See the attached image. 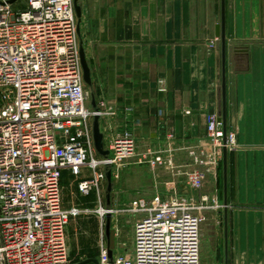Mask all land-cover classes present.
<instances>
[{"label":"crops","instance_id":"0c3cea01","mask_svg":"<svg viewBox=\"0 0 264 264\" xmlns=\"http://www.w3.org/2000/svg\"><path fill=\"white\" fill-rule=\"evenodd\" d=\"M79 4V34L92 77L90 106L104 102L114 113L100 121L101 129L129 132L140 151L170 160L172 166L159 171L173 175L175 182L158 185L166 191L162 196H169L183 179L178 195L187 197L185 174L196 169L191 154L210 150L207 117H220L223 109V46L217 37L222 0ZM224 33L227 132L237 143L228 151L227 205L223 161L218 180L201 191L221 206L206 213L213 229L202 264H264V0H225ZM90 178L84 171L82 180ZM111 191L99 199L101 205L115 208L129 202L126 208L138 201V192L129 190L123 201L111 197ZM121 216L134 219L133 230L140 219ZM110 222L102 247L111 255L127 256L113 244L117 218L110 217ZM133 247L134 231L131 253ZM90 259L95 258L85 261Z\"/></svg>","mask_w":264,"mask_h":264},{"label":"built area","instance_id":"2783aa9c","mask_svg":"<svg viewBox=\"0 0 264 264\" xmlns=\"http://www.w3.org/2000/svg\"><path fill=\"white\" fill-rule=\"evenodd\" d=\"M0 0V264H71L67 230L73 212L63 208L64 173L92 178L79 182L83 196L101 194L110 172L130 161L152 168L172 166L160 153H138L129 132L101 129L107 157L95 147L93 122L114 116L104 102L90 106L82 67L83 44L74 0ZM101 126V125H100ZM210 150L192 153L196 169L188 188L201 192L217 181L224 149L235 148L218 115L207 117ZM216 197L176 194L141 199L122 210L95 211L103 221L140 216L133 252L111 256L102 247L99 264H200L206 213L220 209Z\"/></svg>","mask_w":264,"mask_h":264},{"label":"rangeland","instance_id":"374dc122","mask_svg":"<svg viewBox=\"0 0 264 264\" xmlns=\"http://www.w3.org/2000/svg\"><path fill=\"white\" fill-rule=\"evenodd\" d=\"M80 5V4H79ZM27 7V0H20V2L15 5V11H22ZM86 90L90 94V101L93 100L92 89L86 85ZM138 149V153H143ZM167 160V159H164ZM139 159H135L125 164L118 173L117 177L112 176V191L111 197L121 200H127L128 191H135L137 193L136 200L147 199L148 201L153 200L157 196H162L166 194L165 189L158 185L170 184L175 182L173 175L162 174L159 169L161 167L169 168V166H161L158 168H152L147 164L140 165L138 163ZM90 172V171H89ZM92 175V173H91ZM65 176V177H64ZM61 181V195H62V205L63 208L73 212L71 217L68 232H67V247H68V258L71 264H79L86 260V258L100 257L102 246L106 243V223L108 217L103 221L95 211L100 207L99 199H105L108 197V189L110 181L106 180L103 184V189L100 194L93 193L90 196H83L78 190L79 182L82 177H76L73 175L64 174ZM186 180V179H185ZM176 194H181L180 186L184 183V180L176 181ZM151 187V188H149ZM205 189V188H204ZM203 189V190H204ZM174 191H168V194H174ZM205 192V191H204ZM186 195L189 198L196 197L197 199L204 195L202 192L198 194L189 190ZM135 200V201H136ZM122 202V201H121ZM129 202H122L118 204V207L104 206L107 210H122L124 205ZM122 213L114 215L117 218V223L114 234H113V244L117 248V252L120 254L129 255L132 251L133 246V224L134 219H128ZM111 216V217H114ZM207 220L203 223L201 227V263L202 256L204 253H208V249L211 248V242L209 239L210 231L212 228L211 219L206 217ZM114 221V218H113ZM116 222V221H115ZM206 251V252H205ZM205 254V255H206ZM212 261H210L211 263Z\"/></svg>","mask_w":264,"mask_h":264},{"label":"water","instance_id":"95a60500","mask_svg":"<svg viewBox=\"0 0 264 264\" xmlns=\"http://www.w3.org/2000/svg\"><path fill=\"white\" fill-rule=\"evenodd\" d=\"M18 0H13L11 3H15ZM75 1V9L78 19H81L82 17V9L79 5V0ZM224 27H225V0H222V24L217 27V37L221 38L222 40V46H223V85H222V98H223V109L222 113L220 115V120L223 124L224 131L227 132V92H226V39H225V33H224ZM81 59H82V67L84 71V81L87 86L92 85V77H91V69L89 67V63L86 58V53L84 48L81 50ZM93 135H94V141H95V147L98 152V154L101 157H107L109 155V151L105 150L104 146V136L101 132V126H100V118L98 116L95 117L93 122ZM227 169H228V150L224 149V157H223V170H224V182H225V204L227 205ZM110 186L109 191L112 190V176L109 172L107 175ZM107 222V235L110 234L111 229V222L110 217H108ZM112 256V255H111ZM79 264H99V261L96 259H90L87 261H84Z\"/></svg>","mask_w":264,"mask_h":264}]
</instances>
